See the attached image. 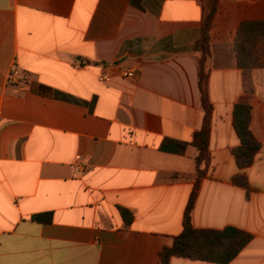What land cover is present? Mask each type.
<instances>
[{
  "label": "crops",
  "instance_id": "crops-1",
  "mask_svg": "<svg viewBox=\"0 0 264 264\" xmlns=\"http://www.w3.org/2000/svg\"><path fill=\"white\" fill-rule=\"evenodd\" d=\"M209 3L0 0V264H157L182 229L196 177L191 141L204 109L194 45ZM245 21H264V0L217 1L205 61L208 165L191 222L249 233L227 264H264V38L254 64L238 68ZM239 102L259 143L242 168ZM167 140L186 143L184 153L162 151Z\"/></svg>",
  "mask_w": 264,
  "mask_h": 264
},
{
  "label": "trees",
  "instance_id": "trees-1",
  "mask_svg": "<svg viewBox=\"0 0 264 264\" xmlns=\"http://www.w3.org/2000/svg\"><path fill=\"white\" fill-rule=\"evenodd\" d=\"M218 0H210L202 16L200 39L195 43V51L200 55L197 59L198 85L201 93V103L204 109L202 126L195 132L191 144L197 149L195 157L196 177L185 205L182 216V229L173 237L171 245L164 246L158 253L157 264H169L172 257H182L189 260H201L217 264L231 262L240 250L251 240V235L234 227L223 229H196L191 218L197 191L208 165V137L212 105L207 95V72L205 61L208 55L209 29L216 11ZM139 7V0H131ZM264 38V21L241 22L234 40L235 62L238 68H247L254 64L253 49L258 40ZM199 49V50H198ZM250 108L246 103H237L233 108L232 125L240 144L233 149V155L238 167L250 165L259 150V143L249 129ZM186 143L173 140L164 141L160 149L164 152L183 154ZM233 183L243 188L246 193L248 186L243 176L233 179ZM124 222L129 224L133 215L125 208L118 206ZM35 221H49L50 214L33 215Z\"/></svg>",
  "mask_w": 264,
  "mask_h": 264
},
{
  "label": "built area",
  "instance_id": "built-area-1",
  "mask_svg": "<svg viewBox=\"0 0 264 264\" xmlns=\"http://www.w3.org/2000/svg\"><path fill=\"white\" fill-rule=\"evenodd\" d=\"M123 75H124L125 77H131V76H133V72H132V71H125V72L123 73ZM99 80H101V81H105V80H107V77H106L104 74H102V75L99 77Z\"/></svg>",
  "mask_w": 264,
  "mask_h": 264
}]
</instances>
